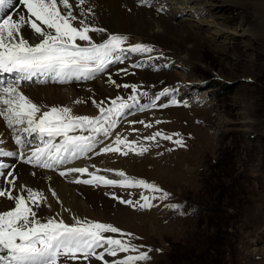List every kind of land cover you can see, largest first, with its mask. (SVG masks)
Listing matches in <instances>:
<instances>
[{
	"label": "rangeland",
	"instance_id": "374dc122",
	"mask_svg": "<svg viewBox=\"0 0 264 264\" xmlns=\"http://www.w3.org/2000/svg\"><path fill=\"white\" fill-rule=\"evenodd\" d=\"M250 1L241 0L244 4L241 3V10L234 4L225 5L221 0H214L212 5L203 0H193L189 5L197 4L196 8H201L208 20L204 23L206 25L194 30V40L202 47V61L168 60L169 57L163 55L154 58V54L150 53L152 61L160 66L149 63V69L155 68L154 76L165 73L174 79L171 83L165 79L157 90L143 86L136 95L138 98L141 96L139 93L146 92L149 97L145 105L148 107L144 111L139 110L141 106L134 107L119 119L120 123L128 118V121H144L151 127L132 123L133 128L124 132L120 129L125 125L118 126L116 134L121 131L124 133L122 139L135 142L132 145L134 150H129L127 144L119 145L121 151L128 152L127 155L114 152L123 157L121 167H118L119 160L111 157V164L116 165L101 167L99 171L112 176L116 171H123L131 179L155 184L169 193V197L165 200L153 199L152 207L140 208L139 204L144 203L140 199L142 192L157 197L160 193L153 194L139 187L99 185L101 187L95 190L98 196L95 206H88L80 200L84 221L110 224L121 232L104 233L105 236L130 240L139 251L148 252L150 260L137 264H264V58L250 35L243 34L256 26L248 8ZM169 5L179 9L185 17L192 13L179 5ZM158 13L159 18L167 17L163 9ZM219 26L224 32H218ZM159 34L163 35L161 31ZM140 65L144 67L147 64L142 61ZM18 77L17 73H1L0 83L4 80L15 83ZM42 83L38 74L30 79L28 86L23 87L36 88L44 86ZM73 88L81 90L78 86ZM165 89L168 92L156 99ZM2 122L7 127V122ZM17 127L8 130L10 135L13 133L21 137L25 150L30 145L43 147L36 133L23 136L25 132L20 127L13 132ZM157 132L170 135L172 139L165 140L159 136L155 140L145 139ZM174 133H179V136ZM99 137L104 139H98L97 149L78 160L91 155L96 159L101 154H107H100V149L107 146L113 136ZM47 139L45 136L44 140ZM176 139H181L185 146L175 144ZM141 148L147 151L137 154ZM32 151L20 153L27 159ZM55 166L64 171L65 164ZM4 169L6 176L16 167L7 166ZM17 172H14L15 178ZM70 174L74 178L68 181L82 180L78 174ZM16 190L20 192L18 188L13 192L16 193ZM52 200L60 207L56 197ZM120 200H131L133 204L121 203ZM171 204L181 207H167ZM65 210L62 208V211ZM129 233L131 236L127 235ZM102 251L97 249L98 253ZM136 254L130 251L118 253L117 257L105 255L102 261L93 257L87 261H69L68 264H106Z\"/></svg>",
	"mask_w": 264,
	"mask_h": 264
},
{
	"label": "snow or ice",
	"instance_id": "6c2138e0",
	"mask_svg": "<svg viewBox=\"0 0 264 264\" xmlns=\"http://www.w3.org/2000/svg\"><path fill=\"white\" fill-rule=\"evenodd\" d=\"M140 2L147 4L149 0H140ZM17 3L26 9V13L14 18L11 10ZM84 3L85 0H77L75 5L71 0H0V73L19 74L17 84L20 80H30L37 74H51L54 80L64 83L71 80L93 79L96 74L103 73L111 65L120 62L121 54L124 52L121 45L127 38L110 35L106 39L102 38V42H93L90 33L100 34L105 30L90 26L74 14V6L79 8ZM81 14L83 15V12ZM26 30L30 31L26 34ZM30 36L38 42L33 43ZM79 41L86 42L87 46H82ZM128 50L152 51L151 48L141 44L131 46ZM110 83L115 84V81L110 80ZM122 87H131L133 95L127 100L117 96L111 101V107L105 108L102 104L99 106L100 115L88 117L73 115L72 110L67 107H52L38 115L41 113L40 107L18 91L16 86L9 84L7 87H0V105L3 106L0 107V117H3L10 129L17 125H26L22 131L29 136L36 133L43 143V147H37L32 151L25 163L42 168H53L55 165L68 163L92 152L98 142L97 137L110 136L111 130L117 127L119 119L125 115L126 110L139 104L136 95L139 91L137 86L125 84ZM167 92L168 89H165L156 99ZM139 95L146 96L147 93H139ZM80 102L76 101V103ZM172 103L175 104L176 101L173 100ZM147 107L148 105H143L139 110L144 111ZM129 123L145 124L144 121H129ZM145 127L151 125L145 124ZM173 135L179 136V133ZM45 136L48 138L46 141ZM157 136L165 140L172 139V136L160 132L145 139L155 140ZM56 137L61 138L59 143H53ZM15 142L22 147L25 143L20 136L15 137ZM134 143L116 135L113 144L117 146L107 145L101 148L100 152H121L127 155L128 152L121 151L119 145L127 144L129 150H134L132 148ZM174 143L181 147L185 146L181 139H176ZM144 151L147 149L141 148L137 154H142ZM0 155H14V153H5L0 149ZM0 167L5 166L0 164ZM85 172H87L86 168H69L66 172H60V175ZM89 175L91 179H77L74 182L139 187L153 194L160 193L157 197L147 196L142 192L140 199L144 203L139 204L140 208H150L153 206L151 200H165L170 195L155 184L127 177L123 171L115 172V175L122 178L120 180L108 179L95 173ZM6 176L12 177L7 180L9 185L14 189L18 188L21 192L26 190L27 196L0 189V198L14 202L11 210L0 211V264H68L69 261L80 258L87 261L93 257L102 261L105 255L117 257L118 253L130 251L138 254L126 255L106 264H137L140 261L150 260L148 252L139 251L138 246L133 245L130 240L105 236L104 233L121 232L110 224L79 219L73 224H67L63 220L56 221L51 218L41 222L33 205L39 208L40 201L44 199L43 195L19 185L12 172L6 173ZM120 202L133 204L131 200H120ZM167 207L178 209L181 206L171 204ZM127 235L131 236L130 233ZM97 249L103 251L98 253Z\"/></svg>",
	"mask_w": 264,
	"mask_h": 264
},
{
	"label": "bare ground",
	"instance_id": "6f19581e",
	"mask_svg": "<svg viewBox=\"0 0 264 264\" xmlns=\"http://www.w3.org/2000/svg\"><path fill=\"white\" fill-rule=\"evenodd\" d=\"M73 1H75L72 2L75 5L77 0ZM203 1L208 5H212L214 2V0ZM221 1L222 3H225V5H227L226 3L231 5L234 4L239 9L243 10L244 4L241 0ZM192 2L193 0H149V3L142 4L140 0H85V3L79 8L74 6V14L80 19L85 20L90 26L105 30L100 34L90 33V35L93 36V42H102V38L106 39L110 35H118L127 38L121 45L124 49V52L121 54V61L111 65L103 73L96 74L93 79L71 80L61 83L54 80L51 74H46V78L43 79L44 86H37L36 88L31 89L17 86V90L40 107L41 113L38 115L52 107H67L72 110L73 115L85 116V113H88V117H95L100 113L99 106L101 104L105 108L111 107V101L117 96L127 100L130 96L129 94H132V89L131 87L124 88L122 85H135L138 90L143 86H150L151 90H157V88L162 87L165 79L169 80V83H171V80L174 79V77L169 74L160 73L158 76H154L156 74L154 71L155 68L153 67V70H151L148 68V65L149 63L154 64L156 62H153L152 56L149 55L150 53L154 54V58H157V55H163L165 58L169 57L168 60L176 58L177 60L188 59L197 63L202 61V47L194 40L196 39L194 30L200 28L204 23H208V20L204 17L203 10L201 8H196L197 4L189 5ZM171 3L179 5L184 10H188L192 13L185 17L182 12L180 13L179 9L172 7V5L170 6L169 4ZM248 8L256 22V26H253L252 29L245 30L243 34L250 35L253 44L258 47L259 52L263 54L264 58V0H251L248 4ZM158 9L159 11L163 9L167 14V17L159 18L160 15H158ZM82 12L83 15L81 14ZM22 13H26V9L18 3L15 8L11 10V14L14 18H18V15ZM221 26H219L218 32H224ZM29 31L30 30H26V34ZM160 31L163 35L159 34ZM29 38L33 43L38 42L34 37L30 36ZM78 43L82 46H87V43L84 41H79ZM136 44L147 46L151 48L152 51L131 52L128 50L131 46ZM158 50L159 52H157ZM132 53L134 55H132ZM142 61L147 65L144 67L140 65ZM163 63L166 64V61ZM156 65L157 67L159 66L158 63H156ZM155 78L160 80H156ZM110 80L115 81V84L110 83ZM130 80L132 81L129 82ZM146 80H152V82ZM126 81H128V83H126ZM117 85L120 86L118 87ZM73 86H75V88L78 86L81 90L76 91ZM142 91L143 90H141V92ZM148 97L149 96L143 95L139 96L137 98L139 99V104L134 107L147 104ZM76 101L81 102L76 103ZM129 103H131V101H129ZM130 109H127L126 111ZM128 120H125L124 122L122 121L123 123L118 122L117 127L119 126L121 128L125 125V128L120 129L121 131L124 130V132L132 129L133 124L129 123ZM17 126L16 130H13L14 133L20 127V125ZM23 127H20V129ZM117 127L111 130L112 134L110 137L113 136V138L111 137L112 141L108 144H111L114 147L117 146L113 144L116 135L124 137V133L121 131L116 134ZM24 135L28 134L25 133L23 136ZM16 136L18 135L13 133L10 135V130H8V127L4 126V123L0 120V149L5 153H14V155H0V164H6L7 166L15 165L16 169L13 171H18V176L16 177L17 183L24 186L25 189H32L34 192L43 195L44 199L40 201V207L36 208L33 205L34 210L38 212L37 218L40 219L41 222H46L47 219L51 218L57 221L63 220L67 224L75 223L76 219L84 221L80 212L81 201H84L88 206H95L98 201V196L95 193V190L101 187L99 185H104L92 184L90 187H86L81 183L80 185H75L73 184L74 182L68 181L69 178L71 179V177H74L70 173L61 176L60 172L62 171L56 168V166L52 169H46L38 167L37 165L34 166L33 164L25 163V159H22L24 156L19 157L17 154V147H20L21 145L16 144ZM100 138L104 139L99 137L97 140ZM60 139V137H56L53 143L60 142ZM24 144L23 147L21 146L18 150L23 154H26V152L31 150H25ZM32 146L33 145H30L32 150H34L35 147ZM97 153L99 152L97 151ZM92 157L93 155L87 159L80 160H78V157L73 159L74 161L71 160L72 162L64 163V172L73 166L79 165L80 168H86L88 170L83 174L76 173V175L78 174V177L82 180L91 179L89 173H95L96 175L104 176L108 179L119 180L117 175L112 176L113 174H103L99 171V168H109L112 165H116L111 164V157L113 160H119L120 164H117L118 167H121L124 161L122 160V156H118L114 152H107V154H101L100 157L96 159H93ZM101 158L103 159L101 160ZM92 168L93 170L95 169L94 172L91 171ZM4 170L0 171V189L14 191V188L9 185L7 181L4 182L2 180ZM8 179L9 178H7V180ZM74 180L75 179H73V181ZM15 194L27 196V191H17ZM53 197H56L59 201L60 207L54 204L52 200ZM107 202L109 204V201ZM0 204V211H9L14 207V202L9 201L6 198H0ZM62 208H66V210L62 211ZM48 210H51V212L49 211L51 215L48 213ZM80 261L85 260L80 258Z\"/></svg>",
	"mask_w": 264,
	"mask_h": 264
}]
</instances>
